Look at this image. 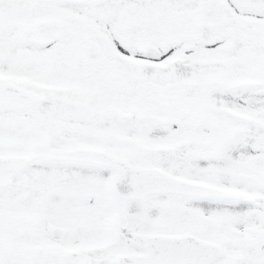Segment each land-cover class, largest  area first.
<instances>
[{"label":"snow or ice","instance_id":"snow-or-ice-1","mask_svg":"<svg viewBox=\"0 0 264 264\" xmlns=\"http://www.w3.org/2000/svg\"><path fill=\"white\" fill-rule=\"evenodd\" d=\"M0 264H264V0H0Z\"/></svg>","mask_w":264,"mask_h":264}]
</instances>
